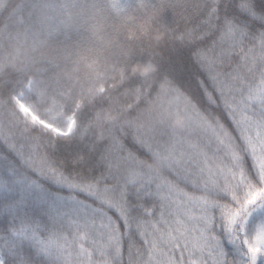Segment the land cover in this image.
<instances>
[{"label": "snow or ice", "instance_id": "6c2138e0", "mask_svg": "<svg viewBox=\"0 0 264 264\" xmlns=\"http://www.w3.org/2000/svg\"><path fill=\"white\" fill-rule=\"evenodd\" d=\"M0 264H264V0H0Z\"/></svg>", "mask_w": 264, "mask_h": 264}]
</instances>
